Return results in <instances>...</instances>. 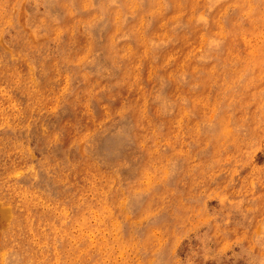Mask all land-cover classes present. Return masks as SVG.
Returning <instances> with one entry per match:
<instances>
[{
	"label": "rangeland",
	"instance_id": "obj_1",
	"mask_svg": "<svg viewBox=\"0 0 264 264\" xmlns=\"http://www.w3.org/2000/svg\"><path fill=\"white\" fill-rule=\"evenodd\" d=\"M0 264H264V0H0Z\"/></svg>",
	"mask_w": 264,
	"mask_h": 264
}]
</instances>
